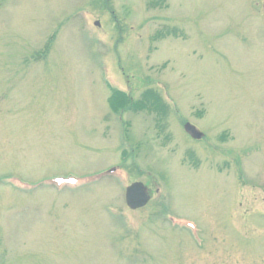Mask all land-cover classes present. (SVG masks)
Returning a JSON list of instances; mask_svg holds the SVG:
<instances>
[{"label":"rangeland","instance_id":"1","mask_svg":"<svg viewBox=\"0 0 264 264\" xmlns=\"http://www.w3.org/2000/svg\"><path fill=\"white\" fill-rule=\"evenodd\" d=\"M0 264H264V0H0Z\"/></svg>","mask_w":264,"mask_h":264},{"label":"water","instance_id":"2","mask_svg":"<svg viewBox=\"0 0 264 264\" xmlns=\"http://www.w3.org/2000/svg\"><path fill=\"white\" fill-rule=\"evenodd\" d=\"M96 24L100 25L99 21H96ZM184 128L193 138L200 139L204 135L203 131L191 122H186ZM125 200L129 208L139 209L149 203L151 193L143 181H134L126 187Z\"/></svg>","mask_w":264,"mask_h":264},{"label":"trees","instance_id":"3","mask_svg":"<svg viewBox=\"0 0 264 264\" xmlns=\"http://www.w3.org/2000/svg\"><path fill=\"white\" fill-rule=\"evenodd\" d=\"M151 93L146 94L145 97L138 101H133L126 91L113 88V93L110 97L113 108L127 106L132 108L148 109L153 111L164 110L165 105L162 103L160 97L151 98Z\"/></svg>","mask_w":264,"mask_h":264},{"label":"flooded vegetation","instance_id":"4","mask_svg":"<svg viewBox=\"0 0 264 264\" xmlns=\"http://www.w3.org/2000/svg\"><path fill=\"white\" fill-rule=\"evenodd\" d=\"M222 138V137H221ZM202 139H204V137H202L201 139H199V140H202Z\"/></svg>","mask_w":264,"mask_h":264}]
</instances>
